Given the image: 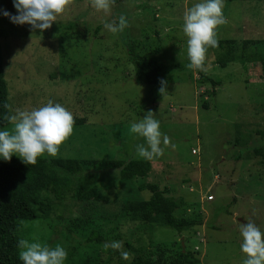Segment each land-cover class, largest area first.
I'll return each mask as SVG.
<instances>
[{
    "label": "rangeland",
    "instance_id": "rangeland-1",
    "mask_svg": "<svg viewBox=\"0 0 264 264\" xmlns=\"http://www.w3.org/2000/svg\"><path fill=\"white\" fill-rule=\"evenodd\" d=\"M198 2L114 0L105 12L89 0H70L45 30L14 24L0 14L11 116L52 100L76 120L57 155L38 158L97 162L89 171L96 175L93 197L68 198L47 217L24 221L20 240L62 245L68 253L65 264H129L136 255L176 264L185 251L198 264H243L241 224L252 221L264 232V162L254 155L255 148L264 147V0H224L226 23L216 30L222 47L208 49L206 71L187 67L182 31L183 13ZM3 10L16 14L12 0H0ZM121 15L128 21L123 32L104 28ZM129 40L142 57L164 64L155 83L136 76L137 66L125 47ZM245 40L252 41L249 51ZM206 77L219 80L214 93ZM148 110L170 143L161 157L149 161L152 171L146 179L122 181L120 168L106 162L142 159L135 149L144 140L130 132V125ZM13 127L9 121L0 130ZM146 181L181 197L185 203L176 216L200 214L202 225L177 232L130 221L122 204L148 199L150 193L138 188ZM93 233L100 241L86 242ZM113 241L122 243L120 251L104 247ZM121 251L128 253L127 260Z\"/></svg>",
    "mask_w": 264,
    "mask_h": 264
},
{
    "label": "trees",
    "instance_id": "trees-1",
    "mask_svg": "<svg viewBox=\"0 0 264 264\" xmlns=\"http://www.w3.org/2000/svg\"><path fill=\"white\" fill-rule=\"evenodd\" d=\"M154 14L153 12V17ZM243 45L244 49L249 51L252 41L245 40ZM217 46L222 47L221 40H218ZM125 47L128 57L137 66L136 76L144 77L149 84L155 83L157 74L164 69V64L158 62L155 57L149 59L142 57L136 51L134 40L125 42ZM224 57L228 59V53L224 54ZM225 62L220 61L222 66ZM206 79L214 93V87L220 84L219 80L209 77ZM8 106L7 84L3 75L0 48V126L10 121ZM254 155L260 158V162H264V147L255 148ZM96 163L95 160L38 158L36 164L26 165L19 157H12L7 162L0 160V264H22L18 247L21 223L47 217L53 206H63L68 198L79 202L93 197L96 175L89 171ZM106 164L120 168L119 175L122 181L131 178L146 179L152 171L151 163L144 159H128L124 162L111 160ZM138 188L148 191L150 196L145 200L123 202L122 210L130 221L141 225L157 224L177 232L202 225L200 214L186 218L176 216V211L182 208L185 202L181 197L170 196L168 188H160L157 183L149 181L141 183ZM93 240L100 241L98 233H93L86 242ZM198 262L192 252L185 251L178 254V259L174 263L198 264ZM104 264L111 263L107 261ZM117 264L125 263L119 261ZM129 264L161 263L152 261L150 257L136 255Z\"/></svg>",
    "mask_w": 264,
    "mask_h": 264
},
{
    "label": "clouds",
    "instance_id": "clouds-1",
    "mask_svg": "<svg viewBox=\"0 0 264 264\" xmlns=\"http://www.w3.org/2000/svg\"><path fill=\"white\" fill-rule=\"evenodd\" d=\"M114 0H89L97 11H109ZM16 14L3 10V16L14 24L25 23L33 29L45 30L56 21L57 15L64 12L70 0H12ZM224 0H199L183 13L182 31L187 37V67L192 70L206 71V54L209 48L218 45L216 30L226 23L223 13ZM128 26L127 18L121 15L118 21L105 22L104 28L110 33L123 32ZM163 85V81L161 82ZM165 88L162 86L160 92ZM14 127L11 131L0 130V160L10 161L13 155L23 163L36 164L38 157L47 154L55 157L59 146L73 132V114L60 103L49 100L45 105L31 110H17L9 117ZM130 132L141 137L144 143L136 145V155L146 161L161 157L169 138L160 130V121L148 110L143 118L131 122ZM163 145V147H162ZM242 242L240 251L245 254L243 264H264V232L252 221L242 223L239 228ZM19 259L22 264H65L68 253L62 245L49 247L39 241L21 239ZM106 249L120 251L122 243L113 241L105 244ZM121 258L128 259L127 252H120Z\"/></svg>",
    "mask_w": 264,
    "mask_h": 264
},
{
    "label": "built area",
    "instance_id": "built-area-1",
    "mask_svg": "<svg viewBox=\"0 0 264 264\" xmlns=\"http://www.w3.org/2000/svg\"><path fill=\"white\" fill-rule=\"evenodd\" d=\"M193 153H194V152H193ZM194 154H196V152H195ZM207 200H212V196L209 195V196L207 197Z\"/></svg>",
    "mask_w": 264,
    "mask_h": 264
}]
</instances>
